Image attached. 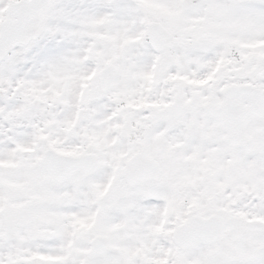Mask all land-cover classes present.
<instances>
[{
	"label": "snow or ice",
	"instance_id": "1",
	"mask_svg": "<svg viewBox=\"0 0 264 264\" xmlns=\"http://www.w3.org/2000/svg\"><path fill=\"white\" fill-rule=\"evenodd\" d=\"M0 264H264V0H0Z\"/></svg>",
	"mask_w": 264,
	"mask_h": 264
}]
</instances>
